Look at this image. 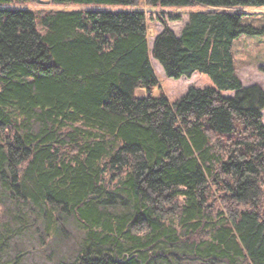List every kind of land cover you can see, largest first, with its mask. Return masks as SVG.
<instances>
[{
  "label": "trees",
  "instance_id": "16d2710c",
  "mask_svg": "<svg viewBox=\"0 0 264 264\" xmlns=\"http://www.w3.org/2000/svg\"><path fill=\"white\" fill-rule=\"evenodd\" d=\"M69 2L137 9L0 7V233L34 213L59 248L75 220L59 264H264V89L234 49L264 0ZM145 6L197 9L151 49ZM152 56L214 85L155 94Z\"/></svg>",
  "mask_w": 264,
  "mask_h": 264
},
{
  "label": "rangeland",
  "instance_id": "374dc122",
  "mask_svg": "<svg viewBox=\"0 0 264 264\" xmlns=\"http://www.w3.org/2000/svg\"><path fill=\"white\" fill-rule=\"evenodd\" d=\"M51 0H43V3L30 4H1L0 7L19 9L29 8L37 10L40 8L54 9H104V10H133L136 6L126 5H80L76 3L51 4ZM138 8H141L140 6ZM197 7H148L145 6L148 16V36L149 45L152 49L156 35L163 30L167 23L176 33H180L185 23L188 21L189 11ZM249 17L260 22L264 19V7H245L243 8ZM181 17L172 19L173 16ZM248 17V19H250ZM234 49L237 58V72L243 84L248 86L258 83L264 89V34L248 35L244 34L235 40ZM153 65L159 77V85L154 88L155 94L165 92L171 100H176L184 95L190 86L207 87L214 85L211 77L206 73L195 72L192 76L183 75L181 78L167 76L160 62L152 56ZM138 96H144V88L137 89ZM233 94V92H228ZM264 115V109H263ZM26 211L28 208H26ZM31 212V211H30ZM35 214H28L26 227L20 223L13 224L8 231L4 227L0 233V264H59L58 258L67 255L64 260H70L78 247V241L83 234L81 226L71 220L67 229L72 238L63 243L62 247L57 248L50 243L51 238L43 239L40 236V226L42 220L36 221ZM33 222V223H32ZM21 228V229H20ZM57 249L54 252V249Z\"/></svg>",
  "mask_w": 264,
  "mask_h": 264
}]
</instances>
